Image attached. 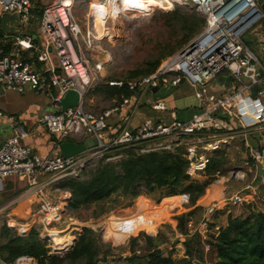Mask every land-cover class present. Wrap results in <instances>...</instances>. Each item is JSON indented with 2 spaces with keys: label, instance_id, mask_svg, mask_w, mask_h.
Segmentation results:
<instances>
[{
  "label": "built area",
  "instance_id": "obj_1",
  "mask_svg": "<svg viewBox=\"0 0 264 264\" xmlns=\"http://www.w3.org/2000/svg\"><path fill=\"white\" fill-rule=\"evenodd\" d=\"M34 1L0 0V9L3 12L18 11L20 22L27 24ZM75 2L53 0L43 6L38 43L32 34L22 32L13 33L12 37L4 40L7 44L2 43L0 20V86L3 91L15 89L24 92V85L30 83L35 91L46 92L55 111L41 114L38 124L55 136L57 144H61L67 136L79 138L80 142L87 138L98 140L97 145L77 155L40 156L32 147L22 143L23 139L30 136L27 126L14 116H9L13 134L0 145V181L12 176L27 181L33 188L36 207L24 221L8 214L10 219L6 224L24 235L37 227L35 223L39 220L44 231L37 228L40 236L48 242L49 253L61 256L73 248L84 225L73 226V222L64 220L71 191L61 188L58 183L66 177L80 176L97 159L119 160L124 155L116 152L120 148H133L137 153L144 154L174 151L185 145L183 155L188 160L187 174L195 179L200 174H206L213 152L226 148L233 139L241 137L252 159L264 168V42L258 55L247 41L256 26L264 29V2L154 0L148 3V0H138L147 5L141 8L126 4V0H98L91 2L93 23L88 22L84 32L74 15ZM97 3L100 7H97ZM179 6L195 8L206 18L203 31L180 51L163 59L153 72L130 79L108 80L112 86H128L132 95L124 97L122 102L100 114L90 111L86 106V97L92 88L104 81L105 62L99 58H89L76 42L82 39L86 49H94V41L111 38L112 33L107 27L110 20L122 14L139 15L149 8L172 10ZM7 46L10 47L8 51ZM31 49L37 53L31 60L20 56L21 51ZM222 73L228 74L232 79L231 84L220 96L210 94L209 84ZM183 81L196 88L195 97L200 106V111L190 118L180 119L176 111L168 108L166 101L159 98L153 99L150 104L154 110L169 112V119L145 118L135 128L130 127L128 119L118 130L111 132L108 129L106 118L113 112H119L123 106L132 104L131 112L134 114L142 103V94H151L155 89L177 87ZM253 88L258 89L257 96L252 95ZM70 90L78 93V103L63 110L62 100ZM256 100L260 105L254 111L249 108V101ZM246 114H254L255 121L247 122ZM2 116L5 113L0 108ZM227 117L233 119L235 124L230 125ZM253 135L259 136L260 144L251 142ZM228 174L235 178L244 177L240 171L230 170ZM222 175V171L217 169L214 174L216 182L223 178ZM248 189L250 192L243 197L239 194H224V205L232 201L250 203V194H260L256 186L250 185ZM142 196L138 197L136 203ZM174 196L176 200L172 199ZM143 198L145 201L141 208L136 204L132 211L118 216L110 214L100 224L88 226L97 231L104 242L112 245L126 244L128 239L136 238L140 245L135 251L123 253L125 258L133 253L141 254V244L144 243L142 234L157 236L167 215L183 208L190 199V193L166 196V199H170L166 205L163 203L164 197L159 203L148 197ZM220 205L221 200L214 198L207 205L202 219L198 223L194 219L189 220L188 234L180 233V236L200 233L205 240H209L210 216ZM3 210L4 206L0 208V211ZM11 220H15L16 224ZM58 223L65 224L63 232L70 231L69 239L62 246L54 240ZM205 246L207 250L210 249L209 243ZM0 264H38V261L24 254L13 263L0 258Z\"/></svg>",
  "mask_w": 264,
  "mask_h": 264
},
{
  "label": "trees",
  "instance_id": "obj_2",
  "mask_svg": "<svg viewBox=\"0 0 264 264\" xmlns=\"http://www.w3.org/2000/svg\"><path fill=\"white\" fill-rule=\"evenodd\" d=\"M33 11H36L39 17L42 16L43 10L39 6ZM162 14L167 18L171 37L159 42L158 55L147 60L144 67L130 70L126 76H106L103 82L90 90L89 93L93 96L112 102L109 108L119 104L133 92L128 86H112L108 80L130 79L153 72L163 59L184 48L206 25V18L195 8L179 6ZM4 34L2 32V35ZM34 41L38 43L39 39L35 38ZM9 49L7 46L6 50ZM109 108H104L103 111ZM227 120L231 119L227 117ZM116 152H122L123 157L116 161L97 159L80 176L66 177L58 183L61 188L71 191L68 201L71 212L91 205L103 208L105 203L110 202L104 210L109 211L116 208V205L130 206L141 195L154 196L160 201L163 197L185 192L190 193V199L185 205L194 206L205 194L207 186L215 180L216 170L222 171L221 167L225 165L228 156L225 149L213 152L207 166V178L199 181L187 174L188 160L183 155L185 145L174 151L161 150L139 154L133 148L124 147ZM226 172L222 171L223 174ZM168 200L170 199L165 198L163 203L167 204ZM198 207L175 216L179 231L188 234V221L193 219ZM247 207L250 209L247 214H230L227 224L206 240L205 243L210 245L212 260L203 264H264V211L252 208L251 204ZM142 235L144 243L141 247L144 254L133 253L128 260L135 261L144 257L146 264H197L188 243L185 257H174V252L166 255L160 248L167 240L163 233L160 232L157 236ZM0 238V258L7 263H13L17 257L28 254L35 257L38 264H99L101 260L115 253V248L104 242L99 233L88 226L82 228L73 248L63 256L49 253L48 242L40 236L37 227L23 235L4 224ZM139 245L138 240L132 238L130 250L135 251Z\"/></svg>",
  "mask_w": 264,
  "mask_h": 264
},
{
  "label": "rangeland",
  "instance_id": "obj_3",
  "mask_svg": "<svg viewBox=\"0 0 264 264\" xmlns=\"http://www.w3.org/2000/svg\"><path fill=\"white\" fill-rule=\"evenodd\" d=\"M52 1L53 0H45V1L38 0L37 4L40 7L41 6L43 7V4L45 5ZM96 1L98 0H76L75 2L74 15L77 18L83 32L87 30L88 22L93 23L94 15L91 13L92 12L91 2L95 3ZM168 11H171V10H161V9L149 8L144 13L139 14V15L130 14V13L122 14L118 16L117 18L110 20L107 24L108 29L112 33L111 38L106 37V38H102L100 40L94 41V44H95L94 49H86L82 39H79V41H77L76 44L78 47L82 48L83 53L86 54L89 58H93V59L99 58L105 62V71H104L105 76H109V75H120L121 77L126 76L130 70L144 67V64L147 60L152 59L156 55H158L159 42L161 40H166L171 37V30L167 25V18L162 14L163 12H168ZM263 37H264V32H259L256 29H253L248 36V40H247L248 44L254 49V51L258 55H260V46H261V43H263L262 42ZM24 88L26 90L25 94H21L18 90H15V92L17 93V96L15 98L17 99L18 104L27 102V99H31L30 101L38 100V102H40L42 106H45L41 114L45 112H49V111H54L53 109H49V110L46 109L47 97L44 93H41V92L38 93L37 91L32 89L30 83L25 84ZM195 91H196L195 87L191 86L187 82H184L175 88L174 87L161 88L159 92L156 93V95H161L164 97L173 95L174 98L169 99V104L171 105L174 104L175 106H179L181 101H196V98L194 96ZM208 91L210 94H215L217 96H220L226 92V88L223 85V82L220 80L219 76L217 77V79H215L213 82L209 84ZM146 99H147L146 93L142 94L141 96L142 103L140 104V106L145 105ZM86 102H87V107L89 108V110L97 114H100L101 112H103L104 108H107V107L109 108L110 106H112V102H110L109 100H104L103 98L95 97L91 93H89L88 96L86 97ZM259 105H260V102L258 100H256V102L249 101V108H252L254 111L258 110ZM150 114L153 117H157L163 113L159 111L157 112V111L151 110ZM251 115H254V114H251ZM251 115L247 116V119H246L247 122L255 121V117ZM165 118L169 119L170 117H165ZM118 121H119L118 113L113 112L111 116L106 118V122L109 125L108 129H110V126L113 125L114 123H117ZM227 146H230V150H228ZM227 146H225L226 148L224 149L226 150L228 156H226V163L223 167H221V169L223 172H225L229 170V168H231L230 170H234L235 172H238L239 169L235 167L236 164H238V162L232 161L231 157H229V154H232L231 150L233 149L241 150L242 151L240 153L241 155H243V152H244V155L246 157L249 156L250 158H252L250 156V151L245 147L244 141L239 138L233 139L231 141V144H228ZM232 156L235 157V160H238L237 154H233ZM206 178L207 176L202 175L198 179L205 180ZM215 182H216V179L214 180L213 183ZM208 189H209V186H208ZM213 190H214V187L213 189L210 190V192H212ZM0 197H1L0 199V208H1L2 207L1 205H4L5 203H8L10 201L9 200L10 196L7 193H4L3 195L0 194ZM143 197H148L154 202H158L157 198L155 199L154 196L151 197L148 195H143ZM214 198H219L221 200L220 207L225 206L224 209L232 208L233 213L235 214H238L241 211V207L243 209V207H247L248 205V204L235 205L231 202L226 203L224 205V200L222 197L220 198L216 196V197L211 198L210 200ZM137 199L134 200L132 205L130 206H127L124 204L116 205V208L109 210V211H104V210H106L109 204H111L110 202L105 203L103 205V208L99 205H91L90 207H83L76 212H71L68 208V210L66 211V214H64V220L66 222L68 221L73 222L74 223L72 224L73 226L98 225L104 220H106L110 214H114L118 216L119 214H123L124 212L134 210L137 204L136 203ZM172 199L176 200L177 197H173ZM205 199L206 198L202 199L201 201ZM258 203L259 205L257 207L262 208V211H264V198L262 199V201ZM239 207L240 209H238ZM10 209L0 211V233H1L2 226L6 224V222L10 219L8 214L9 215L11 213L17 214V211H12V207ZM187 209L188 207L184 205L183 208H181V210L177 209L174 212H172L171 215L168 214L166 217V220L162 222L159 232L163 233L165 237L168 238V241H166L168 242L167 244L165 242L160 245V246H163L164 252H167V253L174 252V254H179L181 252V250L179 252V251H176V249H174L175 248L174 245L177 242L176 240H178V238H176L175 234L171 233L172 232L171 225L173 222V218H175L177 214L190 210V209L188 210ZM206 209H207L206 206L205 207L203 206V208L198 207L194 214L195 218L196 219L200 218L199 220H201L206 212ZM220 210L221 209H218L214 213L213 216H218L221 212ZM13 217L18 219L17 215H14ZM70 217H72V220L70 219ZM210 219H211V216H210ZM19 221H24V220L20 219ZM211 222H210V225H211ZM35 224L38 225L37 227L40 228L41 232L44 231V229L40 225L39 220H37ZM56 225L57 226L55 229L60 231L59 233L61 235L69 234L70 232L69 230L66 233L62 231V229H64L63 227L65 224L58 223ZM170 235L173 238L172 242H170L169 240ZM201 237L203 240H205V238L202 235ZM209 237H211L210 232H209ZM131 239H128L126 241V244L117 245V246L112 245V243H110L115 248V253L118 256L116 257V259L122 258L120 254H122L123 251L128 249V247L130 248ZM1 241L2 239L0 238V243ZM169 247H173V248L171 249ZM129 251L131 250L129 249ZM205 252L208 254L207 259L202 260L201 256H199L198 253H196L197 258L195 257L194 259L195 263L203 264V262H210L212 260V257H211L212 254L210 253L209 250L206 249V246H205ZM142 254H144V251H142L140 255ZM180 257H185V256H180Z\"/></svg>",
  "mask_w": 264,
  "mask_h": 264
},
{
  "label": "crops",
  "instance_id": "obj_4",
  "mask_svg": "<svg viewBox=\"0 0 264 264\" xmlns=\"http://www.w3.org/2000/svg\"><path fill=\"white\" fill-rule=\"evenodd\" d=\"M260 1L264 2V0H260ZM37 2L38 0L37 1L35 0L30 9V21L27 24H23V23L20 24L21 25L20 33L21 32L30 33L33 35L34 38L40 39L41 17L37 15L36 11H33V9H35L36 6H39ZM40 8H43V7L41 6ZM2 13L3 11L0 9V17ZM255 29L258 30L259 32H264V29L261 28V26H256ZM12 34L13 33H7L5 34V36L2 35L1 42L6 43L4 42V40H7L8 37L9 38L12 37ZM262 42H264V37H263ZM35 54H36L35 49H31L28 51L23 50L21 51L20 56L25 57V58H32L35 56ZM219 77H220V80L223 82V85L227 89V87L231 84V81L227 80V78L229 77L228 74L222 73ZM184 82H187V81H183L182 83ZM190 85L193 86L192 84ZM160 89H155L153 93L146 94L147 99H146L145 105L142 104L143 106H140V108L137 109V111L134 114H132L131 112L132 104L123 106L121 110L117 112L119 115V121L111 125L109 130L111 132L118 130L120 127H122L124 123L128 121V119H130L129 121L130 127L135 128L139 126L145 118L151 117L154 119H160V118H165V117H171L170 113L166 111L164 112L159 111L163 113L160 116H157V117L151 116L150 114L151 110L157 111V110H154L152 108V105L150 104V102L153 99H159V98L164 99L167 103L168 108L176 111L180 119L186 120L190 118L194 113L200 111V106H199L197 99L196 101H181L179 106H175L174 104L171 105L169 104V99L171 98L173 99L174 96L172 95V96L164 97L161 95H156V93L159 92ZM20 93L25 94L26 93L25 88H24V92H20ZM41 93H44L47 97L46 109L48 110L53 109L55 111V108L51 105V102H50L51 100H50L49 95L46 92H41ZM16 96H17V93L15 92V89H8L7 91H3L2 87L0 86V108L5 113V116L0 117V145L13 134L12 122L9 119V116H14L16 120L22 121L27 126L28 130L30 131V136L22 140L23 144L29 145L30 147H32L34 152L40 156L61 155L62 154L61 148H60L61 144H57L55 136L52 133H50L46 128L38 124V118L41 115L42 110L43 108H45V106H42L40 102H38V100L30 101L31 99H27V102L18 104L17 99L15 98ZM194 96H195V93H194ZM54 111H49V112H54ZM228 121L230 125H232V123L235 124L233 119L228 120ZM238 138L243 140V138L241 137H238ZM65 140L75 141V142L81 141L79 138H76L74 136H67ZM251 142L253 144H260L259 136L253 135L251 137ZM228 150H230V146H228ZM231 152L232 154H229V157H231L232 161L238 162V164H236L235 167L239 169V171L244 175V177L243 178L231 177L227 173L230 171L231 168H229V170H227L225 174L222 173L223 174L222 176L224 179L223 180L224 187H225L224 194L225 195L239 194L243 197L244 194L250 192V189H248V186L250 185H253L254 187L256 186L260 194L259 195L250 194L251 195L249 196L250 203L244 202V201L243 202L232 201L231 203L235 205H243L247 203V204H251L252 208L262 210V208H258L257 206L259 205L258 202L262 201V199L264 198V168L260 166L256 161H254L252 158H250L249 156L246 157L244 155V152H243V155H241L240 154L242 152L241 150L233 149L231 150ZM233 154L238 155L237 157L238 160H235V157L232 156ZM202 175L207 176V174L203 173L195 177V179L199 181H204V180L198 179ZM213 182L209 184L208 186L212 185ZM208 186L206 188L205 194L202 195L197 200L196 205L188 207V209L191 210L195 208L196 206H199L202 208L203 206L207 207V205L214 200V199L210 200L211 198L207 196ZM4 193H7L10 196L9 197L10 201L2 205L5 207V210H8L12 207V211H17V214L11 213L10 215H13V216L17 215V218L19 220L20 219L26 220L29 217L30 211L33 210V208L36 206V203L34 202V200H36V197L34 195L33 188L29 186L27 181L20 180L19 178L12 176L3 181H0V194L3 195ZM204 198L206 199L201 201ZM224 207L225 206H222L219 208L221 209L220 210L221 212L218 216H213L214 214L211 216L210 222L211 221L212 222L209 228L210 236H212V234L218 233L220 227L225 226L227 224L228 217L230 214H232L233 216H236L241 213L247 214L250 211L248 207H243V209L241 207V211L238 214H235L233 213L232 208L224 209ZM238 209H240V207ZM193 219L196 223L200 221L199 220L200 218L196 219L195 216L193 217ZM173 222L171 225V230H172L171 233L175 234L176 238H178V240H176L177 242L174 245L175 247L174 249H176V251H179V252L181 250L179 254H174V257L185 256V252L187 249L186 243H188L189 249L193 251L194 259L197 255L196 253H198V255L201 256L202 260L207 259L208 254L205 252V249H204L206 243H205V240L202 239L201 234L196 233L194 235L182 237L180 236V233L182 232L179 231L177 227L178 220L176 218H173ZM172 239L173 238L170 235L169 236L170 242H172ZM183 239H185V242H183L184 241ZM166 241H168V238ZM167 243L168 242H166V244ZM160 248L163 249V246H160ZM169 248L172 249L173 247H169ZM129 249L130 248L128 247V249L123 251V253L132 252V251H129ZM122 254H120V256L122 257L120 259H116V257H118L116 253H114V255H109L107 259L101 260L99 264H146V259L144 257L138 258L135 261H131V260H128V258L131 257V255L125 258L123 257ZM165 254L167 255L168 253L165 252Z\"/></svg>",
  "mask_w": 264,
  "mask_h": 264
},
{
  "label": "water",
  "instance_id": "obj_5",
  "mask_svg": "<svg viewBox=\"0 0 264 264\" xmlns=\"http://www.w3.org/2000/svg\"><path fill=\"white\" fill-rule=\"evenodd\" d=\"M0 20H1L2 31L4 33L11 32L14 34H18L20 32L21 22H20V15L18 11L3 12L0 17ZM227 80L231 81L232 79L228 77ZM257 94H258V89L253 88L252 95L257 96ZM78 98L79 96L76 91H73V90L68 91L62 100V109L66 110L68 107L76 105L78 103ZM97 144H98L97 138H87L82 142L64 140L61 143L60 148H61L62 155L72 156V155H77L83 152L86 148L95 146Z\"/></svg>",
  "mask_w": 264,
  "mask_h": 264
},
{
  "label": "bare ground",
  "instance_id": "obj_6",
  "mask_svg": "<svg viewBox=\"0 0 264 264\" xmlns=\"http://www.w3.org/2000/svg\"><path fill=\"white\" fill-rule=\"evenodd\" d=\"M97 7H100V5L97 3ZM115 32V31H114ZM117 37V36H116ZM247 114L245 115V118L247 119ZM251 116H253L254 117V115H251ZM224 179L222 178L221 180H219L218 182H215V183H213L212 185H210L209 186V189H208V192H207V196L209 197V198H213V197H223V195H224V181H223ZM213 187H214V190L212 191V192H210V190L211 189H213ZM144 198H143V196L141 197V198H139V200H138V203H137V206L139 207V208H141L142 206H143V204H144ZM149 203V202H148ZM166 205V204H165ZM11 222H14V224H16V221L15 220H11ZM66 239H69V236H68V234L67 235H60L59 233H58V231H55V233H54V240H55V242L57 243V244H59L60 246H62L63 245V242L66 240ZM116 242H118V241H116Z\"/></svg>",
  "mask_w": 264,
  "mask_h": 264
},
{
  "label": "clouds",
  "instance_id": "obj_7",
  "mask_svg": "<svg viewBox=\"0 0 264 264\" xmlns=\"http://www.w3.org/2000/svg\"><path fill=\"white\" fill-rule=\"evenodd\" d=\"M148 3H151L150 0H148ZM126 4H129V5L135 4L136 6L141 7V8H144L147 6L144 3H139L138 0H126Z\"/></svg>",
  "mask_w": 264,
  "mask_h": 264
},
{
  "label": "snow or ice",
  "instance_id": "obj_8",
  "mask_svg": "<svg viewBox=\"0 0 264 264\" xmlns=\"http://www.w3.org/2000/svg\"><path fill=\"white\" fill-rule=\"evenodd\" d=\"M150 2L152 3V2H154V0H150ZM128 223H131V221H129Z\"/></svg>",
  "mask_w": 264,
  "mask_h": 264
}]
</instances>
